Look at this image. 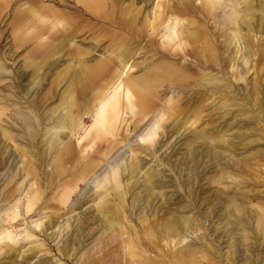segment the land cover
Listing matches in <instances>:
<instances>
[{
    "label": "rangeland",
    "instance_id": "374dc122",
    "mask_svg": "<svg viewBox=\"0 0 264 264\" xmlns=\"http://www.w3.org/2000/svg\"><path fill=\"white\" fill-rule=\"evenodd\" d=\"M228 1L0 0V264H112L127 241L133 264H264V0H237L238 41ZM120 74L147 115L120 88L97 129L87 115ZM63 115L79 124L56 144Z\"/></svg>",
    "mask_w": 264,
    "mask_h": 264
},
{
    "label": "bare ground",
    "instance_id": "6f19581e",
    "mask_svg": "<svg viewBox=\"0 0 264 264\" xmlns=\"http://www.w3.org/2000/svg\"><path fill=\"white\" fill-rule=\"evenodd\" d=\"M210 2H213V0H210ZM228 8V10H226L225 12V18L229 24V30H232L233 33V37L237 39V41L241 38V35L239 33V30L237 29V23L239 22L238 20L243 18V13L241 12L242 10L239 9L238 7V1L237 0H229L227 4H225V7H223V9ZM153 9V8H152ZM205 10H208V7L205 8ZM244 11V10H243ZM152 12V11H151ZM246 16V15H245ZM223 17V16H222ZM151 18V17H150ZM258 21V20H257ZM178 26V24H176ZM241 25V24H240ZM171 25H168L167 28L165 30H168V36H167V40L171 42V44H175L174 46L177 47H181L184 45H187V43L189 42H197L198 44H200L201 47V52H202V57L206 60H212L214 58V52L213 49L211 47V45H209L204 39H201L198 35V33L193 30L190 33H187L185 35H183V30H181L180 33L177 32V28L175 27V25L172 27H170ZM171 28V29H170ZM225 28V27H224ZM164 29V28H163ZM165 32V31H164ZM200 33L202 34V32L200 31ZM242 33V32H241ZM203 35V34H202ZM246 35V34H245ZM246 38V37H245ZM186 39V40H184ZM242 39V38H241ZM255 40V39H254ZM187 42V43H186ZM240 42V41H239ZM241 43V42H240ZM250 43V41H249ZM254 45V44H253ZM187 50V49H186ZM242 51V50H241ZM187 52V51H186ZM239 54V53H238ZM257 56V55H256ZM242 57V56H241ZM236 59V58H235ZM234 59V60H235ZM246 59V58H245ZM245 63L247 64V61L244 60ZM55 63V62H54ZM244 63V64H245ZM51 64V63H50ZM185 66V65H183ZM168 68H171L168 66ZM175 68V67H174ZM49 69V68H48ZM171 70V69H170ZM173 71H175L177 74H181V69L175 68L173 69ZM48 72V71H47ZM125 75V74H124ZM127 75V73H126ZM125 75V76H126ZM121 76L122 74H120L117 79H115V81H113L112 83H110L109 85H106L105 87H103L101 89V91L98 93V95L95 97V104L93 105V107L90 110V114L88 113L87 117H92L95 122H96V127L97 129H105V131H111L112 130V122H116V119L118 117V111H119V104L117 102V95L118 92L120 93V88L121 90H123L124 92V98L126 101V106L127 109L129 110L130 113H132L133 115H139L140 117V121H142L143 119H145L146 115H147V110L144 109L140 103L142 104H147V106H149L150 103L148 102V98L146 97L147 95L145 94L144 91H146L145 89H141L137 91V97L135 96V94L133 93V89H132V84L126 80L125 82L120 81L121 80ZM207 77V75H206ZM209 77V75H208ZM210 78H205L203 81L209 82ZM217 81V80H216ZM213 82V81H212ZM228 82V81H227ZM211 83V82H210ZM208 83V84H210ZM118 84V86H116ZM122 85V86H121ZM201 85V84H200ZM213 85V84H212ZM205 86V85H204ZM146 88H150L149 85H145ZM219 87V86H218ZM43 92V91H42ZM223 93V92H222ZM173 94V93H172ZM14 96V94H13ZM168 98V97H167ZM20 104V103H19ZM140 105V108H139ZM262 105V104H261ZM171 108V107H170ZM139 109H141L139 111ZM137 110L140 112L138 113ZM64 111V110H63ZM14 112V111H13ZM65 112V111H64ZM68 112H70L68 110ZM22 114V113H21ZM53 116V115H52ZM164 115H161V118H163ZM58 117V116H57ZM250 117V116H249ZM86 118V117H85ZM31 119V118H30ZM77 120V119H76ZM31 121V120H30ZM45 121V120H44ZM78 121V120H77ZM68 122V123H67ZM79 123H74L73 120L69 121L66 120V116H61L60 119L57 118V120L54 122V126H52L53 130L52 132L50 130L47 129V134H49L50 136V140H52L53 143H57V136H58V131H60L62 128H66V127H75L76 125H78ZM50 125V124H49ZM69 125V126H68ZM85 127V126H84ZM161 127V125L159 124V121L156 123L155 125V129L151 132L150 135H148L149 137H147L146 140H153V138L155 136H157L159 133L157 132ZM32 128V127H31ZM83 128V127H82ZM21 129V128H20ZM50 129V128H49ZM11 130V129H10ZM65 130V129H64ZM99 130V131H100ZM67 131V130H66ZM72 133V132H71ZM96 133V131L94 132ZM60 134V133H59ZM97 134V133H96ZM95 134V135H96ZM137 135V134H136ZM194 136V134H193ZM36 137V136H35ZM68 137V136H67ZM131 137V136H130ZM62 140V139H61ZM144 140V139H141ZM51 142V143H52ZM250 142V141H249ZM29 144V143H28ZM33 145V144H32ZM26 146V145H25ZM46 147V146H45ZM43 148V147H42ZM52 148V147H51ZM36 149V148H35ZM46 152V150H45ZM151 152V151H150ZM70 151L66 150L65 154L69 155ZM46 154V153H45ZM39 155V154H38ZM37 156V155H36ZM45 156V155H44ZM211 157V156H210ZM37 158V157H36ZM52 160V159H51ZM39 161V160H38ZM21 162V161H20ZM93 163V162H92ZM37 164V163H36ZM45 164V163H44ZM136 167V166H135ZM48 168V167H47ZM133 168V167H131ZM137 169V168H136ZM93 170V169H92ZM151 170V169H150ZM84 172V171H82ZM110 172V171H109ZM137 172V171H136ZM148 174V173H147ZM96 175V174H95ZM94 177V176H93ZM144 197V196H143ZM20 203V201H19ZM22 206V205H21ZM17 207V206H16ZM18 208V207H17ZM31 208V207H30ZM22 209V208H21ZM29 210V208H28ZM110 213V212H109ZM173 218V216H172ZM181 218V217H180ZM53 219V218H52ZM183 219V218H182ZM9 220V219H8ZM104 222V220H103ZM177 222V221H176ZM9 223V222H8ZM26 223V222H25ZM85 223V222H84ZM108 223L112 224L113 220L112 219H108ZM115 223V222H114ZM94 224V223H93ZM46 225V224H45ZM177 225V224H176ZM28 226V225H27ZM189 226V225H188ZM6 230V229H5ZM179 230V229H178ZM10 231V230H9ZM116 231V230H115ZM162 229L160 230L161 233ZM154 232V231H153ZM167 234L172 235L175 234L174 231H172L170 228H167L166 230ZM159 233V234H160ZM22 234V233H20ZM154 234V233H153ZM156 234V233H155ZM116 235V234H115ZM144 235V234H143ZM149 235L152 236V233ZM159 236V235H158ZM8 237V236H7ZM145 237V236H144ZM116 236L114 238H112V242L113 240H115ZM147 239V238H146ZM145 239V240H146ZM162 239V238H160ZM19 240V239H18ZM143 241V240H142ZM151 241V240H150ZM6 242V241H5ZM137 242V241H136ZM147 242V241H146ZM4 243V242H3ZM127 248L125 249L126 252L124 254V256L121 258V262H119L118 260L116 261V263H112V264H133L134 263V258L139 254L136 250L135 247L130 243V241L125 242ZM138 243V242H137ZM10 244V243H9ZM112 244V243H111ZM116 244V242H115ZM134 244V243H133ZM151 244V242H150ZM5 245V244H4ZM13 245V244H12ZM123 245V244H122ZM138 245V244H137ZM6 246L9 247V249L11 248L10 245H8L6 243ZM14 246V245H13ZM23 246V245H22ZM117 246V245H116ZM24 247V246H23ZM118 247V246H117ZM100 247V251H101ZM111 248V247H110ZM114 248V247H113ZM149 248V247H148ZM1 249V248H0ZM16 249V248H15ZM103 249V248H102ZM106 249V248H105ZM104 249V250H105ZM116 249V247H115ZM138 250V249H137ZM149 250V249H148ZM99 251V252H100ZM106 251V250H105ZM104 251V252H105ZM115 251V250H114ZM175 251V250H174ZM21 252V251H20ZM19 252V253H20ZM103 252V251H102ZM109 251L107 250V255L110 253H108ZM112 252V251H111ZM1 253V252H0ZM117 253V251H116ZM143 253V252H142ZM104 254V253H103ZM18 255V254H17ZM20 255V254H19ZM69 255V254H68ZM86 255V254H85ZM101 255V254H99ZM106 255V256H107ZM195 253H192V256H194ZM102 256V255H101ZM100 256V257H101ZM118 256V255H117ZM109 257V255H108ZM113 258V256H112ZM100 259V258H99ZM108 259V258H107ZM106 261H109L107 260ZM115 259V258H114ZM101 260V259H100ZM103 260V259H102ZM105 260V259H104ZM99 261V260H98ZM112 261V260H110ZM145 261V260H144ZM149 261V260H148ZM153 261V260H152ZM104 262V261H103ZM114 262V260H113ZM137 262V260H136ZM107 264V263H105ZM110 264V263H109Z\"/></svg>",
    "mask_w": 264,
    "mask_h": 264
}]
</instances>
